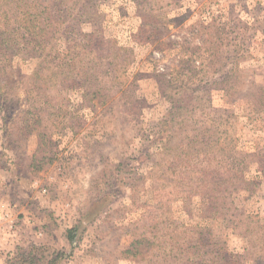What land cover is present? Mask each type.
<instances>
[{
  "label": "rangeland",
  "instance_id": "rangeland-1",
  "mask_svg": "<svg viewBox=\"0 0 264 264\" xmlns=\"http://www.w3.org/2000/svg\"><path fill=\"white\" fill-rule=\"evenodd\" d=\"M32 244L264 264V0H0V264Z\"/></svg>",
  "mask_w": 264,
  "mask_h": 264
},
{
  "label": "trees",
  "instance_id": "trees-1",
  "mask_svg": "<svg viewBox=\"0 0 264 264\" xmlns=\"http://www.w3.org/2000/svg\"><path fill=\"white\" fill-rule=\"evenodd\" d=\"M40 7L41 5L38 4L36 7H32L27 4L21 10L24 21V29L30 34V36H35L34 38L37 39L38 42L41 41L42 36H44V34H41L47 31V26L49 24L47 21L48 16H44L43 10H40ZM52 73L56 72L52 71ZM71 233V230H68L67 240L70 244L73 242ZM139 247V242H132L131 248L133 251H139ZM44 251L45 248L43 246H38L36 244L28 246L27 249L16 247L14 253L9 256L10 259L8 264H54L56 257L48 258L44 255Z\"/></svg>",
  "mask_w": 264,
  "mask_h": 264
},
{
  "label": "crops",
  "instance_id": "crops-1",
  "mask_svg": "<svg viewBox=\"0 0 264 264\" xmlns=\"http://www.w3.org/2000/svg\"><path fill=\"white\" fill-rule=\"evenodd\" d=\"M14 248H15V247H12V248L8 249L7 251L9 252V251L13 250Z\"/></svg>",
  "mask_w": 264,
  "mask_h": 264
}]
</instances>
